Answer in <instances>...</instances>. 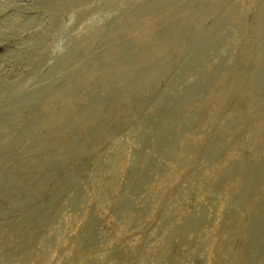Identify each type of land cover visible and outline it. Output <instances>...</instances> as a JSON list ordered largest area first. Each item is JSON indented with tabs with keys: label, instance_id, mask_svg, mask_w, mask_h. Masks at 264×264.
Wrapping results in <instances>:
<instances>
[{
	"label": "rangeland",
	"instance_id": "1",
	"mask_svg": "<svg viewBox=\"0 0 264 264\" xmlns=\"http://www.w3.org/2000/svg\"><path fill=\"white\" fill-rule=\"evenodd\" d=\"M0 264H264V0H0Z\"/></svg>",
	"mask_w": 264,
	"mask_h": 264
}]
</instances>
